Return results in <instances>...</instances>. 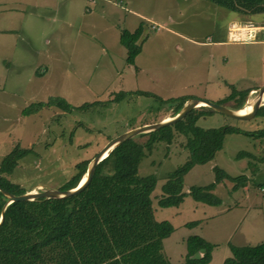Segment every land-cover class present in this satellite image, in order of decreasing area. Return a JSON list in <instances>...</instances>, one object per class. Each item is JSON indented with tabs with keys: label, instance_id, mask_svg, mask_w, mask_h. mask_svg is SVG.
Returning a JSON list of instances; mask_svg holds the SVG:
<instances>
[{
	"label": "rangeland",
	"instance_id": "374dc122",
	"mask_svg": "<svg viewBox=\"0 0 264 264\" xmlns=\"http://www.w3.org/2000/svg\"><path fill=\"white\" fill-rule=\"evenodd\" d=\"M236 10L212 0H0V162L16 145L31 148L7 178L25 192L59 189L76 163L91 161L111 138L174 116L180 102L174 99L180 97L235 109L239 95H229L250 90L237 109L244 112L256 99L252 90L264 85V29L242 41L235 26L244 18L264 23V12ZM141 23L146 36L131 65L120 35ZM52 97H63L73 108L22 112ZM87 102L96 103L80 107ZM196 123L255 131L264 128V116L239 120L215 110ZM148 136L135 139L144 143ZM185 143L181 133L171 144L157 142L139 174L157 177L155 218L174 226L163 240L171 264H185L192 234L215 244L206 264H223L232 255L231 244L264 241V137L228 133L212 159L183 176L188 191L214 181L216 167L231 176L246 174L244 186L234 189L236 182L227 178L216 186L220 204L188 194L178 206L161 207L158 197L168 174L190 157Z\"/></svg>",
	"mask_w": 264,
	"mask_h": 264
},
{
	"label": "trees",
	"instance_id": "16d2710c",
	"mask_svg": "<svg viewBox=\"0 0 264 264\" xmlns=\"http://www.w3.org/2000/svg\"><path fill=\"white\" fill-rule=\"evenodd\" d=\"M231 10L242 6H254L264 11V0H213ZM145 30L141 23L134 31L123 29L120 42L127 48L126 62L135 64L142 50ZM252 90V89H251ZM250 90H235L230 96L239 95V108ZM149 94L147 91H141ZM229 98V97H228ZM180 101L177 114L187 98ZM94 103H84L86 108ZM57 106L71 110L72 105L63 97H52L47 102H37L23 113L38 111L43 107ZM193 109L183 120L143 134L149 135L144 143L127 139L101 160L91 183L78 194L64 198H38L13 201L6 205L7 197L0 191V264H171L164 252L163 240L171 235L174 226L168 220L155 218L152 194L156 188L154 174L140 175L139 165L157 142L171 144L176 133L186 137L190 157L184 164L168 174L158 197L161 207L178 206L186 195L211 205L222 199L213 190L224 179L235 181L233 188L244 186L249 180L246 174L231 176L216 167L215 180L207 185H193L184 190L183 176L195 165L212 159L223 148L226 134L244 132L257 138L264 137V128L243 131L234 126L204 128L196 122L207 112L215 111L202 106ZM264 116V105L258 111ZM31 148L15 146L0 162V186L12 193L25 192L18 183L6 175L13 173L18 161L28 155ZM239 154L251 155L248 151ZM90 160L76 163L73 172L59 189L75 187L87 172ZM6 174V175H5ZM262 185V182L258 183ZM264 186V185H263ZM6 205V206H5ZM5 208V209H4ZM193 226L194 223H188ZM188 253L185 264H206L211 260L215 244L200 235L186 239ZM232 255L223 264H264V241L254 245H230ZM203 255L200 256L199 252Z\"/></svg>",
	"mask_w": 264,
	"mask_h": 264
},
{
	"label": "water",
	"instance_id": "95a60500",
	"mask_svg": "<svg viewBox=\"0 0 264 264\" xmlns=\"http://www.w3.org/2000/svg\"><path fill=\"white\" fill-rule=\"evenodd\" d=\"M146 27L144 30L143 36H146ZM253 92H257L256 100L253 104V109L249 113L242 114L238 112V108H230L226 105L219 104L217 102L208 100V99H200V98H189L188 101L184 104L182 109L175 114L174 116L170 118H166L163 120H160L158 122H153V123H148V124H143L141 126H137L135 128H130L126 130L125 132L111 138L101 149L100 151L91 159V161L88 164L87 168V175L86 179L80 180V182L75 186L67 190L63 189H51L47 188L44 190L40 191H26L21 194H15L12 193L0 186V191L4 193V195L7 197L6 199V205L13 202V201H27V200H35L38 198H64V197H69L75 194L80 193L83 191L88 185L91 183L93 176L96 171V167L98 163L103 160L105 157L108 156V154L111 152V150L120 144L121 142L134 138L135 136L141 134V133H146L149 131L157 130L161 127L168 126V125H173L177 123L178 121L183 120L193 109L198 108L200 106H208L218 112L223 113L226 116L232 117L234 119H239V120H251L255 118L258 114V111L262 105H264V85L257 88L253 89ZM205 104V105H204ZM5 205V206H6ZM5 209V208H4ZM4 215H1L0 218V223L3 220ZM199 255L202 256L203 252L200 251Z\"/></svg>",
	"mask_w": 264,
	"mask_h": 264
},
{
	"label": "crops",
	"instance_id": "0c3cea01",
	"mask_svg": "<svg viewBox=\"0 0 264 264\" xmlns=\"http://www.w3.org/2000/svg\"><path fill=\"white\" fill-rule=\"evenodd\" d=\"M213 1V0H212ZM215 4H218L217 2L213 1ZM256 5H259V4H255L254 6ZM249 7L248 5L246 6H242V9L245 13H252L253 15L254 14H260L261 11H256L255 7ZM232 11V10H231ZM264 12V11H262ZM237 20V19H236ZM236 20H233V21H236ZM241 24L240 25H237L235 26V28H237L238 30H241V35L244 36V38L246 37L245 34H246V29L250 28V27H258L257 31L258 30H261V29H264V23H258L256 22L255 20H252V19H249V18H244V19H241ZM251 21H255V22H251ZM138 27V26H137ZM136 27V28H137ZM135 28V29H136ZM245 189L247 188V186L244 187Z\"/></svg>",
	"mask_w": 264,
	"mask_h": 264
},
{
	"label": "bare ground",
	"instance_id": "6f19581e",
	"mask_svg": "<svg viewBox=\"0 0 264 264\" xmlns=\"http://www.w3.org/2000/svg\"><path fill=\"white\" fill-rule=\"evenodd\" d=\"M255 29H258V27L256 26V27H253L252 29H250L249 31H246V34H245V36L247 35V33L248 32H252L253 30H255ZM256 100V99H255ZM255 100L254 101H252L250 104H248L244 109H242L241 111H244V112H239V113H242V114H246V113H249L250 111H252V109H253V104H254V102H255ZM205 105V104H204ZM246 110V111H245ZM86 175H87V173H85L84 175H83V178H82V180H84V179H86Z\"/></svg>",
	"mask_w": 264,
	"mask_h": 264
},
{
	"label": "built area",
	"instance_id": "2783aa9c",
	"mask_svg": "<svg viewBox=\"0 0 264 264\" xmlns=\"http://www.w3.org/2000/svg\"><path fill=\"white\" fill-rule=\"evenodd\" d=\"M240 31H241V30H240ZM256 31H257V29L253 30L252 32H248L245 38H243V36L241 35V32H242V31H241L240 34H239L238 36H239L240 40H242V41H250V40H254V38H255V32H256ZM260 189H261L262 191H264V186H261Z\"/></svg>",
	"mask_w": 264,
	"mask_h": 264
}]
</instances>
